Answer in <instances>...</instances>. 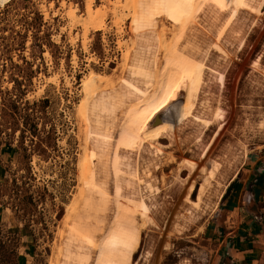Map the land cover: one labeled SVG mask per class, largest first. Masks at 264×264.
<instances>
[{
    "label": "rangeland",
    "instance_id": "rangeland-1",
    "mask_svg": "<svg viewBox=\"0 0 264 264\" xmlns=\"http://www.w3.org/2000/svg\"><path fill=\"white\" fill-rule=\"evenodd\" d=\"M91 1L101 28L87 22L86 0L0 5V145L13 150L0 179V264H129L134 239L117 226L110 200L116 161L128 148L121 144L137 118L173 109L188 78L190 49L206 29L223 30L227 56L211 51V60L224 80H209L211 91L202 89L191 110L207 116L201 103L211 99V109L222 112L208 155L216 165L212 175L197 173L190 190L187 171L174 170L184 158L198 159L217 125L199 143L200 126L175 124L186 155L176 152L164 184L151 181L145 190L154 223L147 222L134 259L211 264L205 228L220 218L229 183L264 148V7L259 16L240 12L224 26L212 21L223 0H165L175 5L165 8L155 7L157 0H131L130 10L116 15L112 0ZM99 234L112 242L90 248L87 239Z\"/></svg>",
    "mask_w": 264,
    "mask_h": 264
},
{
    "label": "bare ground",
    "instance_id": "bare-ground-1",
    "mask_svg": "<svg viewBox=\"0 0 264 264\" xmlns=\"http://www.w3.org/2000/svg\"><path fill=\"white\" fill-rule=\"evenodd\" d=\"M7 1L8 0H0V5H3ZM91 2V0H86L87 22L91 23L92 27L95 29L101 28L103 25L102 14L98 10L96 12L92 10ZM240 4L244 6H238ZM110 5L114 14L117 13L119 9L128 12L132 6L131 0H112ZM262 7H264V0H223L217 14L214 16L212 21L216 25L217 22L224 20V26H226L229 23V20L235 18L238 14H240V12H248L250 14H256L259 16V14H261ZM225 15H227V18H224ZM250 25L252 26L253 24ZM223 34V30L213 33L209 29H206L205 33L197 40L194 48L190 49L187 62V68L189 72L188 78L181 91L177 92V94H175L173 97V109L168 112H161L155 117H151L150 113H146L142 117L137 118L133 122L127 136L121 144V146H123V144L128 145V148L120 154L121 156L116 161V171L112 182V187L115 189V192L112 196H110V200L114 202L116 206L117 226H124L126 228V233H128V235L134 239L133 247L129 254V264H137V261L134 259V255L140 248L142 232L146 229L147 222L152 224L154 223V220L151 219L149 215L150 206L147 203L144 192L147 190L150 191L153 188L151 181H156L159 179L160 182L164 184V172L167 168L175 164L176 152H179L181 155H186V152L181 150L182 144L180 145L178 142L179 140L177 139V134L174 132L175 124H179L182 121H188V123L185 122V125L189 126V128L185 127L186 129H192L194 126H200V128H198L199 131L196 135V140H194H198L199 143L203 142V138L207 135L210 129L217 125L215 131H213V133L210 132V140L204 146V148L202 147L203 149L200 148L201 146H196L201 145L199 143L194 145L195 148L197 147L202 150L200 154L198 153L199 151L194 154V156L199 154V157H197L198 159L193 161L189 158H184L181 162H177V170H174V173L176 171L177 175H182L183 171L186 170L189 181L193 178H197V173L200 174L201 177L204 176L203 174L212 175L213 171H211L210 165L213 163L215 164V162L211 161L212 163L209 164L210 160L208 159V155L212 147L211 144L216 140L219 130L223 126L224 120L220 121L222 118V112L218 110L213 111L211 109L214 106L213 105L211 107V99L209 102H199L201 103L202 107L209 109V111H205L207 116L205 114V117H202L201 115L203 114H196L191 109L193 108L195 100L198 99L199 95H201L202 89L205 91L207 90V92L211 91L208 88L209 80L215 78L219 84L223 83L224 71H218L211 60V51L217 52L222 56V58L227 56V52L221 44ZM211 40H213V42H210ZM206 73H208L209 77L205 79ZM204 87H206V89ZM214 99L218 98L215 96ZM210 109L212 111H210ZM165 141H167V143H165ZM195 150L196 149H194V153ZM146 156L150 158L148 162L145 161V159H147L145 158ZM151 166L154 170H152ZM158 173L161 174L160 177L157 176ZM193 182L191 183L190 181V187L187 186V188L189 187L190 190H194L196 187ZM91 185L96 192L104 196L105 192L101 190L96 183L92 181ZM155 189L158 191V187ZM197 199L198 197L196 200ZM190 201L195 202L193 200ZM123 205L125 206L126 210L122 215L121 209ZM130 214L133 215V219H129ZM88 241H91L92 243L89 244ZM105 242L109 244L112 242V240L103 238L101 234L97 235L95 239H87V245L90 248H101ZM100 255L102 257L112 256L111 253L103 252L102 250ZM140 256L142 255L140 254Z\"/></svg>",
    "mask_w": 264,
    "mask_h": 264
},
{
    "label": "crops",
    "instance_id": "crops-1",
    "mask_svg": "<svg viewBox=\"0 0 264 264\" xmlns=\"http://www.w3.org/2000/svg\"><path fill=\"white\" fill-rule=\"evenodd\" d=\"M12 152L0 145V179ZM252 159L246 174L226 188L220 218L205 228L211 264H264V148Z\"/></svg>",
    "mask_w": 264,
    "mask_h": 264
},
{
    "label": "snow or ice",
    "instance_id": "snow-or-ice-1",
    "mask_svg": "<svg viewBox=\"0 0 264 264\" xmlns=\"http://www.w3.org/2000/svg\"><path fill=\"white\" fill-rule=\"evenodd\" d=\"M175 5L171 4V3H166L165 0H157V2L155 3V7L157 8H165V7H174ZM238 6H244L242 4L238 5ZM89 244H91V241H88Z\"/></svg>",
    "mask_w": 264,
    "mask_h": 264
}]
</instances>
